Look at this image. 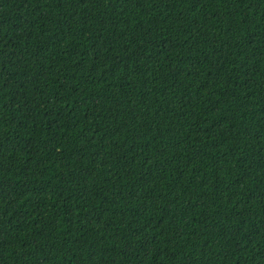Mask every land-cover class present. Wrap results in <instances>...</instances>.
I'll list each match as a JSON object with an SVG mask.
<instances>
[{
  "label": "trees",
  "instance_id": "trees-1",
  "mask_svg": "<svg viewBox=\"0 0 264 264\" xmlns=\"http://www.w3.org/2000/svg\"><path fill=\"white\" fill-rule=\"evenodd\" d=\"M0 264H264V0H0Z\"/></svg>",
  "mask_w": 264,
  "mask_h": 264
}]
</instances>
